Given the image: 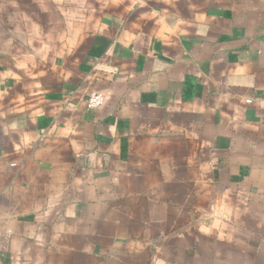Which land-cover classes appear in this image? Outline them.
<instances>
[{
  "label": "crops",
  "instance_id": "obj_1",
  "mask_svg": "<svg viewBox=\"0 0 264 264\" xmlns=\"http://www.w3.org/2000/svg\"><path fill=\"white\" fill-rule=\"evenodd\" d=\"M0 264H264V0H0Z\"/></svg>",
  "mask_w": 264,
  "mask_h": 264
},
{
  "label": "clouds",
  "instance_id": "obj_2",
  "mask_svg": "<svg viewBox=\"0 0 264 264\" xmlns=\"http://www.w3.org/2000/svg\"><path fill=\"white\" fill-rule=\"evenodd\" d=\"M155 15V13H153ZM71 41H69V50H70ZM41 52H47V46H43L40 49ZM26 60H31V57H26ZM43 59V57H41ZM20 68H24V64L20 63L17 65ZM227 194L225 193L224 196ZM232 210L223 203V197L218 201V204L214 206L213 211L209 214L208 219L211 223L208 225L201 224L200 230L202 232H209L212 228L223 229L226 226V221L229 218Z\"/></svg>",
  "mask_w": 264,
  "mask_h": 264
},
{
  "label": "built area",
  "instance_id": "obj_3",
  "mask_svg": "<svg viewBox=\"0 0 264 264\" xmlns=\"http://www.w3.org/2000/svg\"><path fill=\"white\" fill-rule=\"evenodd\" d=\"M104 98L99 93H90L87 96L86 107L89 110H95L102 106Z\"/></svg>",
  "mask_w": 264,
  "mask_h": 264
}]
</instances>
